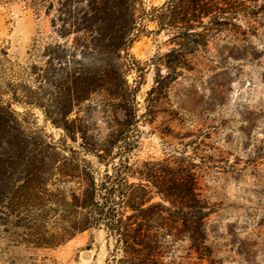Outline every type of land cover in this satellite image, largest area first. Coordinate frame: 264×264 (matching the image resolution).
<instances>
[{
	"label": "rangeland",
	"instance_id": "374dc122",
	"mask_svg": "<svg viewBox=\"0 0 264 264\" xmlns=\"http://www.w3.org/2000/svg\"><path fill=\"white\" fill-rule=\"evenodd\" d=\"M1 1L0 180L6 179L8 185L0 182V264H103L108 251L100 231L84 232L55 248L27 245L29 232L22 226L34 223V211L25 212L24 199L15 200L23 194L26 177L31 179L39 143L42 149L55 147L58 160L89 164L96 180L104 171L95 157L82 152L79 135L72 142L35 105L48 101L44 94L54 92L39 80L42 71H50L52 82L58 76L59 65L46 52L64 55L68 64L73 32L79 30L87 0ZM166 1L143 0L142 11L147 14ZM255 1L257 7L264 6V0ZM237 25L241 30L215 36L207 51L197 54L194 70L184 71L167 90L165 108L174 118L159 113L152 123L149 118L140 120L129 156V165L182 157L200 168V194L214 211L207 227L212 263L203 264H264V15L252 23L254 30H246L243 20ZM136 34L128 55L143 73L139 77L131 72L127 82L136 89L141 116L157 73L149 61L173 46L170 35L157 34L156 26L147 20L139 23ZM56 47L63 52L57 53ZM90 115L88 136L101 144L108 135L105 117L99 110ZM76 116L81 118L83 113L74 109L69 119ZM53 174L46 196L54 200L49 207L59 208L61 199L69 202L77 186ZM57 220L48 216L45 228L50 234L57 231Z\"/></svg>",
	"mask_w": 264,
	"mask_h": 264
},
{
	"label": "trees",
	"instance_id": "16d2710c",
	"mask_svg": "<svg viewBox=\"0 0 264 264\" xmlns=\"http://www.w3.org/2000/svg\"><path fill=\"white\" fill-rule=\"evenodd\" d=\"M142 1L87 0L79 30L73 32L76 37L68 64L64 55L46 52L59 65L58 76L52 82L50 71H42L39 80L54 92L44 94L49 96L48 101L43 98L44 104L35 105L72 142L79 135L82 152L95 157L104 171L96 180L89 164L58 160L55 147L42 149L39 143L31 179L26 177L23 194L15 199H24L25 212L34 211V223L22 226L29 232L26 244L35 249L55 248L96 230L105 235L108 256L103 264L212 263L207 227L214 211L200 194V168L182 157L129 165L136 139L133 131L143 118H149L148 123L159 113L174 118L165 108L170 86L184 71L194 70L197 54L205 53L215 36L241 30L240 20L246 30H254L252 23L264 15V6L257 7L255 0H167L145 14ZM143 20L154 24L157 34L168 33L173 48L149 61L157 73L144 100L145 113L138 116L136 89L128 85L127 76L134 71L140 77L143 69L128 50L138 39ZM55 50L63 52L60 47ZM74 109L83 116L69 119ZM93 110H99L107 124L108 135L101 144L88 136L87 119ZM53 173L77 186L69 202L61 199L59 208L49 207L54 200L46 196ZM0 182L8 185L6 179ZM48 216L58 219L52 234L45 228ZM179 252L184 256H177Z\"/></svg>",
	"mask_w": 264,
	"mask_h": 264
}]
</instances>
